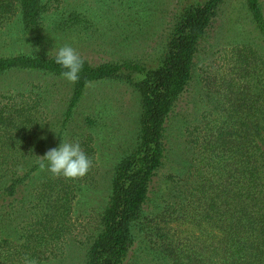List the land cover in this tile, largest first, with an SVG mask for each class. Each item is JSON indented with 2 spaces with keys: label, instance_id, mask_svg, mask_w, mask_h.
<instances>
[{
  "label": "trees",
  "instance_id": "16d2710c",
  "mask_svg": "<svg viewBox=\"0 0 264 264\" xmlns=\"http://www.w3.org/2000/svg\"><path fill=\"white\" fill-rule=\"evenodd\" d=\"M223 1L179 0L154 67L148 61L93 63L84 58L81 78L73 84L66 120L91 83L127 81L143 75L135 83L141 94L138 141L117 167L101 213L100 230L92 236L84 264H126L143 233L151 238L153 258L160 259L161 264H264L262 0H246L255 39L231 48L226 70L215 79H209L210 74L204 79L217 99L215 108L204 113L215 117L199 137L198 164L191 167L183 189L170 198L152 200L153 178L167 155L169 121L189 89L202 41ZM48 6L45 0H0V26L18 16L26 29H32ZM12 70L57 76L62 71L55 55H0V74ZM38 171L36 163L23 175L14 172L1 187L0 209L6 210L10 204L15 211L0 210V264H23L25 256L38 261L59 256L58 245L68 238L65 216L73 206L71 186L57 193L50 188L57 186L53 181L40 189L32 187L33 207L18 211L22 190ZM151 202L156 204L149 210ZM8 216L17 223L13 240L6 239L1 231L10 222Z\"/></svg>",
  "mask_w": 264,
  "mask_h": 264
},
{
  "label": "rangeland",
  "instance_id": "374dc122",
  "mask_svg": "<svg viewBox=\"0 0 264 264\" xmlns=\"http://www.w3.org/2000/svg\"><path fill=\"white\" fill-rule=\"evenodd\" d=\"M45 2H49L48 10L32 29H26L18 16L0 26V55L51 56L60 47L70 45L93 63L133 60L148 61L154 67L179 0ZM255 36L246 0H224L202 41L189 89L169 121L167 155L153 178L154 202L183 189L191 167L198 164L202 141L199 137H203L207 123L215 117L204 113L215 108L217 99L207 87L205 77H219L230 65L227 52L237 44L253 41ZM142 78L143 75H135L127 81L91 83L66 120L72 83L39 71L12 70L0 74V190L14 172L23 175L48 150L58 148L62 140L79 142L93 160L91 170L82 178L54 177L40 169L36 178L24 186L22 200L16 204L21 212L26 211V206L29 210L33 207L32 187L40 189L53 181L57 184L50 187L54 188L53 193L67 185L72 188L73 206L65 216L68 238L59 243V256L41 260L40 264H84L92 236L100 230L101 213L107 205L117 167L138 141L141 94L135 83ZM155 204L151 202L149 210ZM6 207L9 208L0 210L15 211L10 204ZM8 217L10 222L1 231L6 239L13 240L17 223L13 216ZM150 240L145 233L138 236L126 264H161L160 259L153 258Z\"/></svg>",
  "mask_w": 264,
  "mask_h": 264
},
{
  "label": "clouds",
  "instance_id": "9594fccd",
  "mask_svg": "<svg viewBox=\"0 0 264 264\" xmlns=\"http://www.w3.org/2000/svg\"><path fill=\"white\" fill-rule=\"evenodd\" d=\"M55 63L62 69L60 75L72 84L79 82L85 60L72 46L64 45L55 53ZM39 168L47 170L54 177L76 180L88 174L93 160L83 150L79 142L63 141L58 148H52L39 157ZM23 243V241H21ZM23 264H40L36 258L24 257Z\"/></svg>",
  "mask_w": 264,
  "mask_h": 264
}]
</instances>
